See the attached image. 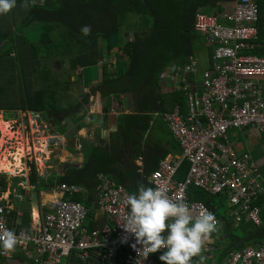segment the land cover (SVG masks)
Here are the masks:
<instances>
[{
    "label": "trees",
    "instance_id": "obj_1",
    "mask_svg": "<svg viewBox=\"0 0 264 264\" xmlns=\"http://www.w3.org/2000/svg\"><path fill=\"white\" fill-rule=\"evenodd\" d=\"M231 1L29 0L30 6L24 8L23 0H16L13 9L0 15V110L48 111L55 118L61 116V124L83 113V106L89 102L85 91L82 100L71 93L70 83L83 82V73L79 71L100 66L102 60L103 80L99 87L108 102L104 119L112 112L110 104L114 98L129 99V113L118 117L112 144H92L84 164L68 168L56 181L50 180L47 187L81 185L89 194L97 193L100 175L109 176L130 193L137 191L138 181L153 186L149 179L162 160L169 155H183L165 117L178 107L184 113L189 109L182 89H162L163 75L169 68L184 67L194 57L203 56L213 63V49L196 31V17L199 12H224ZM259 5V47L255 52L264 56V0H259ZM83 25L91 26L90 35H82ZM30 27L41 30L39 41H32L25 33ZM117 39L119 51L115 52H122L127 59L115 63L116 56L107 59V52L113 55L112 45ZM128 45H132L130 51L125 50ZM32 168V185L36 186L40 179L37 164ZM188 171L186 162L179 179L184 180ZM7 178L0 174L2 193L7 190ZM22 180L16 179V184ZM19 190L25 193L21 186ZM190 193L193 201L206 203L223 222L226 240L218 245L220 250L216 254L220 264L229 253L264 242V207L260 227L249 223L235 226L227 217V210L222 214L215 207L213 195L196 187ZM75 200L91 207L86 198L83 201L76 196ZM16 213L11 210L9 216ZM17 258L26 262L21 255ZM77 258L72 256L69 264L83 263Z\"/></svg>",
    "mask_w": 264,
    "mask_h": 264
},
{
    "label": "built area",
    "instance_id": "obj_2",
    "mask_svg": "<svg viewBox=\"0 0 264 264\" xmlns=\"http://www.w3.org/2000/svg\"><path fill=\"white\" fill-rule=\"evenodd\" d=\"M233 1V9L224 14H197L196 31L214 47L211 67L203 69L193 58L184 67L169 68L164 74L172 81L170 88L181 84L177 89L186 91L188 97L187 113L178 107L165 117L183 155H169L149 179L153 186H164L170 197L186 199L193 216L205 211L215 215L218 231L206 240L202 251L205 264H220L216 254L226 234L222 220L210 207L192 200L193 187L223 196L227 217L235 226L263 224L264 206L260 202L264 198V177L248 153L236 152L229 135L230 130L248 127L264 133V57L247 53L255 48L259 35V0ZM186 162L189 171L182 180L179 175ZM139 164H143L142 159ZM57 190L60 200L41 210L39 223L31 230L12 227L8 221L12 207L0 201V223L19 238L13 252L0 248L2 258L12 261L21 255L26 264H63L72 256L85 264H165L159 259L163 249L145 258L137 251L141 245L133 248L135 236L123 228L131 194L125 186L100 175L95 204L110 222L104 230L88 227L96 209L75 200L76 196L89 195L84 186L62 184ZM222 264H264V242L229 253Z\"/></svg>",
    "mask_w": 264,
    "mask_h": 264
},
{
    "label": "crops",
    "instance_id": "obj_3",
    "mask_svg": "<svg viewBox=\"0 0 264 264\" xmlns=\"http://www.w3.org/2000/svg\"><path fill=\"white\" fill-rule=\"evenodd\" d=\"M227 4L228 5L224 7L226 10L220 13L224 14L227 11L233 9L234 1L231 3L227 2ZM34 29L37 30L36 27H34ZM128 39L130 38L125 37V40ZM257 40L258 38L254 41L255 48L251 51H248L247 53L258 55L255 52L259 47L258 44L256 43ZM205 42L208 47L213 49L214 52V47L210 46L206 40ZM119 44L120 43L118 39L115 40L114 44L112 45L114 53L111 56L108 50L107 52L108 59L109 57L116 56L117 54L116 52L119 51ZM194 58L200 61L201 68L204 69V67L206 68L211 67L210 60L206 61L205 57L199 56ZM110 60H112V58ZM84 71L85 70H80L79 73L81 74ZM100 72L101 74L99 80H92V73L90 72L88 74L83 73L85 93L88 94V100H89L88 104L84 106L86 108L85 111L83 113L80 112L67 120H64L63 122L64 125L58 124V127L55 130L54 129L50 130L51 133L57 134V138L60 137L63 138V146L61 148L59 147L51 148L52 154L48 159L49 165L46 167L47 169L44 172L42 171V168L38 166L39 163L36 155V160H37L36 164L39 172L38 177H40V179L38 185L34 187L36 188L38 186L41 187V189L37 188V190L40 192L41 195L39 216L41 215V210L42 211L46 210L50 204H52L55 201H59L61 198L59 194L60 192L59 190H57V187L56 188L47 187V184L50 183V180L52 181L55 179L56 181L57 180L56 178L63 176L68 168L78 167L81 164H84L89 155L90 146L92 144L111 145L113 133L116 132L118 128L117 127L118 117L123 113H129L128 111L129 99L125 96L114 98L112 100V104H110L112 106V112H110V114L108 115V119H104L106 116L105 108L108 106V102L106 99L103 98L102 92L100 91L99 84L103 80V69H100ZM201 79L202 76H199L198 82H201ZM170 82L172 81L168 78V75H164L162 89L169 92H173L181 85L178 84V87L177 88L173 87L174 88L173 89L169 87ZM178 90L179 89H177L176 91ZM183 92L186 95V91ZM30 116L32 117V115ZM27 117H28L27 115L21 116L19 122L25 123L22 126H24V129L26 130H23L22 133H23L24 141L28 142L30 137L28 138L27 129L29 127L32 129L40 128V127L38 126V123L34 125L31 124V120H29ZM58 117L59 119L58 118L56 119L62 122L63 120L61 116ZM61 128H63L64 130H61ZM229 135L233 146H235L234 148L236 152L239 154L248 153L255 162L258 170L260 171L264 167V149H263L264 139L261 140V143H257L258 133H256V131L252 127H248L247 129L244 130H234V129L230 130ZM37 141H34L33 143V145L35 144L34 145L35 147H36L35 142ZM30 146L32 147V143H30ZM25 148H28V145H26ZM32 149L34 150V148ZM17 158L19 159V161H21L19 157ZM33 164L34 161L33 160L29 161L28 156H25L23 158L24 167L21 170H15L16 171L15 175H10L8 173H5V175L8 177L7 178L8 187L6 192L3 193L4 197L2 201L4 200L5 201L4 203H8L7 206L12 207L11 208L12 211L15 210L17 212L14 217L8 215V221H10L12 227L31 230L33 226H36L39 223L40 217L38 218L35 217V214H33L34 210H32L31 207L32 194H30V191L24 186L23 183L24 181H27L29 186H33L32 185V177H34L33 176L34 171L32 168ZM0 174L2 173L0 172ZM262 176L264 177L263 174ZM16 179H23V180L21 181V183L16 184L15 181ZM113 182L117 186H121L115 181ZM20 186L23 187L25 193L20 192L19 190ZM18 195L21 196V199L16 198V196ZM85 197L87 201L84 200ZM96 198H97V193H90L87 196L84 195L83 197H81V199L86 203L90 202L91 207L89 208L96 209L95 212L92 213V215L90 216V219L87 224L88 227H91V229L104 230L107 228V226H109L110 222L108 220L106 213L100 208H98L97 205L95 204ZM26 206L29 207V212L24 211ZM5 262L6 264H26L25 262H21L17 258L12 261L5 259ZM83 263L79 262V264H83Z\"/></svg>",
    "mask_w": 264,
    "mask_h": 264
},
{
    "label": "clouds",
    "instance_id": "obj_4",
    "mask_svg": "<svg viewBox=\"0 0 264 264\" xmlns=\"http://www.w3.org/2000/svg\"><path fill=\"white\" fill-rule=\"evenodd\" d=\"M15 6L16 0H0V15ZM21 6L28 8L29 0H23ZM80 31L88 36L91 26L83 25ZM126 202L130 211L124 218L123 228L135 236L133 248L137 244L142 246L137 249L139 254L143 252L147 258L163 249L159 259L165 264H205L202 251L206 240L218 231L213 213L205 211L193 216L186 199L172 198L164 186H148L143 181L137 182V191L129 194ZM18 241L15 231L0 223V248L13 252ZM194 257H199L198 261Z\"/></svg>",
    "mask_w": 264,
    "mask_h": 264
},
{
    "label": "rangeland",
    "instance_id": "obj_5",
    "mask_svg": "<svg viewBox=\"0 0 264 264\" xmlns=\"http://www.w3.org/2000/svg\"><path fill=\"white\" fill-rule=\"evenodd\" d=\"M25 33L28 36H30L32 41L37 42V41H39L42 32L39 29L35 30L34 27H30L29 31L25 32ZM14 55L15 54H12L11 56H14ZM107 59H108V57H107ZM120 59H127V58L123 57V54L121 52H119V53L116 54L114 62L116 63ZM103 62L104 61L102 60L100 66H96V67H93V68H90V69H86L83 73L84 74L85 73L88 74L90 72V73H92V80H99L100 79V74H101L100 69H102V67H103V64H104ZM73 80H75V78ZM0 87H3V84H0ZM72 87H73V89H72ZM69 91L71 93H74L75 95H77L79 97V100H82V97H83L84 91H85L84 82H82V80H81V83H80V81H79V83H73V82L70 83ZM61 105H62V103H61ZM84 109H86V108L84 107ZM17 111L22 112L21 116L27 115L28 116L27 118L29 120H31V124H33V125L36 124V121L32 120V117L30 116L31 115L30 112L25 113V112L20 111V110H17ZM2 112H3V110H0V116H1L0 117V149L3 151L4 154L10 155L11 156L10 157L11 160H14V158H17V157H19L21 159V161L16 163L18 165V170H21L24 167L23 158L25 156H28V160L29 161L33 160L34 163H36V161H37L36 160V155H37V152L39 151V149L37 148L34 151L32 148L35 147L34 146L35 144L33 145V143H34V141H37V140H39L40 142L45 143L46 140H47V137L49 136V133L51 131H49V133H47V134H42L41 131L39 130V128L32 129V128L29 127L27 129L28 138L30 137L29 140H28V142H29L28 143L27 141H24L23 133H22L23 130H26V129H24V126H22L25 123L24 122H19V121H16V120H8V121H6L4 118L2 119V116H3ZM61 124L64 125V123H61ZM4 129H6L5 132H6V135H8V136H4V134H3V130ZM61 130H64V129L61 128ZM7 132H8V134H7ZM262 139H264V133L258 134L257 143H261ZM30 143H32V147L30 146ZM26 145H28V148H25ZM35 152H36V154H35ZM27 153H28V155H27ZM46 157H47V159H49L50 155H47ZM42 160L43 159H40L39 161H42ZM41 165L43 166V163H41ZM38 166H40V165L38 164ZM42 166H40V167L42 168ZM260 171L264 175V167ZM3 174H5V173L2 172V175ZM9 180H11V179H9ZM3 197H4L3 193L0 192V201L3 199ZM212 198L214 200L215 207H218L219 211L222 214H225V212L227 210V205H226V201L223 198V196H221V195L220 196H214ZM24 211L25 212H29V207L26 206ZM35 217L36 218L39 217V212L35 213ZM69 263H70L69 260H65L63 264H69ZM0 264H6L5 258H2L0 260Z\"/></svg>",
    "mask_w": 264,
    "mask_h": 264
},
{
    "label": "water",
    "instance_id": "obj_6",
    "mask_svg": "<svg viewBox=\"0 0 264 264\" xmlns=\"http://www.w3.org/2000/svg\"><path fill=\"white\" fill-rule=\"evenodd\" d=\"M132 45H128L125 50H131ZM3 118L8 121V120H17L19 121L21 118V113L17 110H3ZM32 115V120L36 121L38 123V126L40 127L39 130L41 131L42 134H47L49 133V130L51 129H56L59 124V120H57L52 113L48 111H33L31 112ZM36 143L35 149H39L37 152V158H38V163L40 166L41 163H43L42 166V171L44 172L49 165L47 155L52 154L51 148L59 147L61 148L63 146V138H57L56 133H49V136L47 137V140L45 143L40 142L39 140ZM40 159H43L42 161H39ZM24 186L30 191L31 196V207L32 210H34L35 214L36 212L40 211V192L37 190L36 187L34 186H29L27 181H24Z\"/></svg>",
    "mask_w": 264,
    "mask_h": 264
},
{
    "label": "bare ground",
    "instance_id": "obj_7",
    "mask_svg": "<svg viewBox=\"0 0 264 264\" xmlns=\"http://www.w3.org/2000/svg\"><path fill=\"white\" fill-rule=\"evenodd\" d=\"M2 119H3V116H2ZM5 130L6 129L3 130V134H4V136H8V135H6ZM7 134H8V132H7ZM10 157H11L10 155L4 154L2 150L0 151V172L1 173L2 172L8 173L10 175H14L16 172L15 170H18V165L16 163L19 162V159L14 158V160H11Z\"/></svg>",
    "mask_w": 264,
    "mask_h": 264
},
{
    "label": "flooded vegetation",
    "instance_id": "obj_8",
    "mask_svg": "<svg viewBox=\"0 0 264 264\" xmlns=\"http://www.w3.org/2000/svg\"><path fill=\"white\" fill-rule=\"evenodd\" d=\"M50 130H51V129H50ZM50 130H49V131H50Z\"/></svg>",
    "mask_w": 264,
    "mask_h": 264
}]
</instances>
